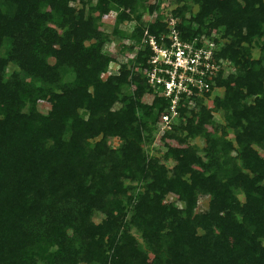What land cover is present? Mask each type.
<instances>
[{
    "label": "trees",
    "instance_id": "1",
    "mask_svg": "<svg viewBox=\"0 0 264 264\" xmlns=\"http://www.w3.org/2000/svg\"><path fill=\"white\" fill-rule=\"evenodd\" d=\"M171 1L0 0V264H264V0ZM171 19L220 70L152 154L171 100L145 33Z\"/></svg>",
    "mask_w": 264,
    "mask_h": 264
},
{
    "label": "built area",
    "instance_id": "2",
    "mask_svg": "<svg viewBox=\"0 0 264 264\" xmlns=\"http://www.w3.org/2000/svg\"><path fill=\"white\" fill-rule=\"evenodd\" d=\"M168 28V34L160 37L146 32L144 41L153 52L148 59L150 68L145 73L147 82L156 94L171 100L170 113L162 118L163 127H170L177 118L182 100L210 93L213 76L220 70L213 59V42L184 40L174 19L168 21Z\"/></svg>",
    "mask_w": 264,
    "mask_h": 264
},
{
    "label": "rangeland",
    "instance_id": "3",
    "mask_svg": "<svg viewBox=\"0 0 264 264\" xmlns=\"http://www.w3.org/2000/svg\"><path fill=\"white\" fill-rule=\"evenodd\" d=\"M156 0H149L150 4H153ZM176 5H174L172 3L171 0H165V3H164V11L163 13L167 14L166 16H169V12L171 9H173ZM170 17V16H169ZM154 16H150L149 14H146L144 16V21L145 22H149V21H152L154 20ZM115 20H116V15L113 14L112 16H107L105 17L103 20H102V24L104 25V28L111 32L115 26ZM133 25L134 23H127L125 25H123L122 27V30L124 31H127V32H131L133 30ZM215 37H218L215 36ZM124 42V41H123ZM122 41H120L118 39V37H113L112 39V42L108 45L107 47V51L112 54V55H119L118 52H119V49H120V44H123ZM224 42V41H223ZM127 44V43H126ZM136 51L137 49H135L134 52L130 53V58H134L135 54H136ZM261 52L259 49L255 48L253 50V55L255 58H258L260 56ZM14 69V67L10 66L9 69H8V73H11V71ZM117 70H119V66L117 65V63H112L111 64V67H110V73L112 74L113 72H116ZM229 71V70H228ZM223 94V89L222 88H216L213 92V94L209 97V98H206L204 100V104L207 108H210V109H213V100H214V97L217 95V96H220ZM146 101L150 103L151 101V98L148 97L146 98ZM39 110L46 114L50 111V106L48 104H40L39 105ZM214 119L216 120V122L220 123V124H226L225 123V120H224V117L222 115L221 112H214ZM174 122V120H173ZM173 122L171 123V125L173 124ZM163 123L161 124V128H160V133H158V137L157 138H154V141L152 143V145L150 147H148L150 150H151V153L152 154H155L156 151L158 149H161L162 148V141L160 140L162 136V134L164 133V131L166 130H170L171 129V126L170 127H163ZM229 138L231 139H234V134L232 132H230L229 134ZM171 142V144H174L175 142L174 141H169ZM191 144H197L198 146L200 147H203L204 144H203V141L200 140V139H196L195 141H190ZM112 144L114 146H117L118 142L116 140L112 141ZM171 166V165H170ZM175 197H170V201H175L176 199H174ZM241 199H243V197H241ZM208 204H209V198L207 197H203L200 199L199 201V205H198V208H197V211H205L208 207ZM100 219H97V221L99 222Z\"/></svg>",
    "mask_w": 264,
    "mask_h": 264
}]
</instances>
